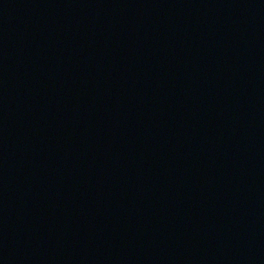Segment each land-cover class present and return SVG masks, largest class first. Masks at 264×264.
<instances>
[{"label": "water", "instance_id": "1", "mask_svg": "<svg viewBox=\"0 0 264 264\" xmlns=\"http://www.w3.org/2000/svg\"><path fill=\"white\" fill-rule=\"evenodd\" d=\"M0 264H264V0H0Z\"/></svg>", "mask_w": 264, "mask_h": 264}]
</instances>
